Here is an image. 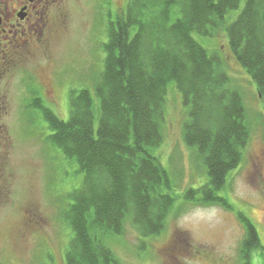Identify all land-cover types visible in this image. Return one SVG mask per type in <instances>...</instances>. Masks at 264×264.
Here are the masks:
<instances>
[{
	"label": "trees",
	"instance_id": "obj_1",
	"mask_svg": "<svg viewBox=\"0 0 264 264\" xmlns=\"http://www.w3.org/2000/svg\"><path fill=\"white\" fill-rule=\"evenodd\" d=\"M131 0L108 28L104 67L89 89L72 92L68 120L46 109L49 142L84 175L64 219L73 231L66 264H122L106 244L130 222L142 237L162 234L175 197L167 169L154 153L164 142L168 87L176 84L188 119L183 137L205 165L208 180L189 187L185 201L234 211L220 195L244 159L251 127L242 94L232 86L217 52L194 37L225 31L230 51L264 94V0ZM95 95V96H94ZM31 107H38L36 102ZM245 227L242 264L262 248L258 231Z\"/></svg>",
	"mask_w": 264,
	"mask_h": 264
},
{
	"label": "rangeland",
	"instance_id": "obj_2",
	"mask_svg": "<svg viewBox=\"0 0 264 264\" xmlns=\"http://www.w3.org/2000/svg\"><path fill=\"white\" fill-rule=\"evenodd\" d=\"M131 0H64L54 8L56 21L49 44L35 55L39 69L57 80L63 91L53 112L63 120L71 114L70 95L89 89L104 67L108 28L127 10ZM245 4L227 15L230 24ZM210 52H217L232 86L242 94L251 127V138L240 166L230 172L220 192L234 211L220 206L188 204L187 188L207 180L205 165L184 141L188 108L176 84L168 87L164 142L154 153L167 169L175 202L165 231L142 237L128 222L123 235H107L106 244L122 264H242L240 244L245 227L237 216L243 212L255 225L262 248L252 252L251 264H264V94L230 51L225 31L214 36L194 33ZM43 76V75H42ZM95 96V95H94ZM20 99H11L5 118L7 156L0 170V264H66L73 231L64 219L72 203L70 194L80 188L84 175L49 142L53 133L43 117L18 114Z\"/></svg>",
	"mask_w": 264,
	"mask_h": 264
},
{
	"label": "flooded vegetation",
	"instance_id": "obj_3",
	"mask_svg": "<svg viewBox=\"0 0 264 264\" xmlns=\"http://www.w3.org/2000/svg\"><path fill=\"white\" fill-rule=\"evenodd\" d=\"M64 0H0V170L7 156L8 138L5 118L11 111V99H20L18 114L41 116L52 110L61 95V84L39 69L34 56L49 44L56 21L54 8ZM43 75V76H42ZM59 98V97H58ZM36 102L38 107H31Z\"/></svg>",
	"mask_w": 264,
	"mask_h": 264
}]
</instances>
